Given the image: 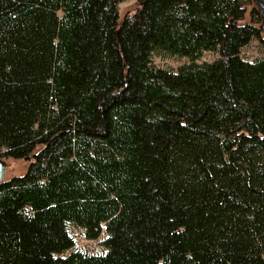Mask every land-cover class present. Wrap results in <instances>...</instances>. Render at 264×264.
<instances>
[{"label":"trees","instance_id":"1","mask_svg":"<svg viewBox=\"0 0 264 264\" xmlns=\"http://www.w3.org/2000/svg\"><path fill=\"white\" fill-rule=\"evenodd\" d=\"M121 1L0 0V264H264L252 0Z\"/></svg>","mask_w":264,"mask_h":264},{"label":"rangeland","instance_id":"2","mask_svg":"<svg viewBox=\"0 0 264 264\" xmlns=\"http://www.w3.org/2000/svg\"><path fill=\"white\" fill-rule=\"evenodd\" d=\"M138 4V0H123L117 4V13L120 18L125 13L132 12ZM250 6L253 7L252 2L247 6L245 20H248V10ZM254 8V7H253ZM241 56L247 60H254L264 58V52L259 46L257 40H251L246 46L241 49ZM216 58V54L213 52H204L198 62L211 61ZM152 63L158 67H166L176 69L179 65L187 62L185 57L169 56L161 52L153 53L151 56ZM6 167L4 171V178L7 179L14 175L22 174L26 168L27 162L25 160H11L5 158ZM70 232L74 237V248H78L88 253L98 254L105 250L102 240L105 238V234L101 232L96 239L87 240L84 239L78 229L70 227Z\"/></svg>","mask_w":264,"mask_h":264},{"label":"water","instance_id":"3","mask_svg":"<svg viewBox=\"0 0 264 264\" xmlns=\"http://www.w3.org/2000/svg\"><path fill=\"white\" fill-rule=\"evenodd\" d=\"M252 5L260 18L258 29L264 35V0H252ZM5 167V159H0V182L4 180Z\"/></svg>","mask_w":264,"mask_h":264}]
</instances>
